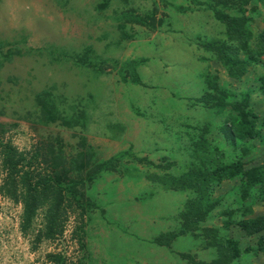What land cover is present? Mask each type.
<instances>
[{
  "label": "rangeland",
  "instance_id": "1",
  "mask_svg": "<svg viewBox=\"0 0 264 264\" xmlns=\"http://www.w3.org/2000/svg\"><path fill=\"white\" fill-rule=\"evenodd\" d=\"M236 1L215 9L252 19L240 59L256 63L239 79L204 47L228 41L216 0H0V264H211L222 243L239 251L231 264H264L259 235L237 226L264 202L214 175L235 160L222 127L236 117L199 101L213 88L225 101L248 93L261 135L246 161L264 163V0ZM131 60L142 85L123 67ZM4 145L23 154L18 173ZM49 167L71 177L53 238L47 206L23 227L7 194L24 171L47 179ZM198 203L204 221L173 239Z\"/></svg>",
  "mask_w": 264,
  "mask_h": 264
},
{
  "label": "trees",
  "instance_id": "2",
  "mask_svg": "<svg viewBox=\"0 0 264 264\" xmlns=\"http://www.w3.org/2000/svg\"><path fill=\"white\" fill-rule=\"evenodd\" d=\"M249 1L242 0L244 5H248ZM236 3V0H216L213 9L216 6L232 8ZM238 10L242 9L239 8ZM214 13L217 19L225 25L228 41L219 44L207 43L204 47L216 55L217 60L223 65L230 78L239 79L245 74L247 66L251 62L256 63L251 57L247 61L240 59L242 53L250 56L248 43L251 39V32L248 29V24L251 23L252 19L244 15L230 16L219 9H215ZM260 41L264 48V35L261 36ZM139 65V61L131 60L125 62L123 67L130 71L133 84L142 85L136 71ZM259 81V88L264 95V73L260 76ZM212 90L214 92L205 93L199 101L203 104H210L211 107L216 109L228 108L230 113L236 117L231 121L228 120L222 127L226 140L229 141L235 151V160H232L230 164L219 167L214 172V175L218 178L220 174H224V176L230 179L239 178V190L243 200H247L253 191H257L260 196V201L264 202V163L255 165L251 161H246L251 155V149L249 148L250 140L261 135L257 128L256 119L248 111L249 94L246 93L240 99L225 101L224 93L220 91L216 93L217 90H214V88ZM2 151L5 154L4 166L18 173L17 167L24 159L23 154L10 145H4ZM112 161L110 159L94 166L88 174L95 176L101 171L109 170ZM48 172L46 175L47 179H45L40 175H35L31 169L24 171L22 173L23 177L20 179L21 181L11 180V185L15 190L7 194H10L15 201L22 205L23 227L31 223L40 208L47 206L45 212V236L47 238H53V236L62 232L61 229L63 228L62 225L65 219H63L61 210L67 200L64 198V193L62 192V184H69L71 177L67 176L68 171H65L64 168L58 170L49 167ZM87 179H90V176ZM218 183L220 181L216 184ZM189 186L195 187L199 186V184H189ZM19 187L20 190L18 189ZM209 210L203 209L202 204H194V209L188 213L191 218L183 225L185 229L173 233L172 238L174 239L185 235L187 233L186 228L189 231L191 224L203 222ZM237 226L246 236L259 235L257 250L258 252H264V214L242 219L237 223ZM217 248L218 257L211 264H231L238 258L239 251L236 249V246L232 245L231 247L226 243H222Z\"/></svg>",
  "mask_w": 264,
  "mask_h": 264
},
{
  "label": "crops",
  "instance_id": "3",
  "mask_svg": "<svg viewBox=\"0 0 264 264\" xmlns=\"http://www.w3.org/2000/svg\"><path fill=\"white\" fill-rule=\"evenodd\" d=\"M260 254H261V255H260ZM263 255H264V253H259L260 258H262ZM260 258H259V259H260Z\"/></svg>",
  "mask_w": 264,
  "mask_h": 264
}]
</instances>
